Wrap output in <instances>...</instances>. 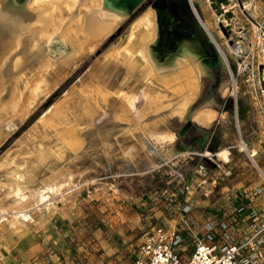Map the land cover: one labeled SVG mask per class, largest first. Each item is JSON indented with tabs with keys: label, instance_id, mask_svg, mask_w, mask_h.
<instances>
[{
	"label": "rangeland",
	"instance_id": "rangeland-1",
	"mask_svg": "<svg viewBox=\"0 0 264 264\" xmlns=\"http://www.w3.org/2000/svg\"><path fill=\"white\" fill-rule=\"evenodd\" d=\"M196 1L209 31L183 3L210 50L199 71L184 55L163 65L148 50L158 13L147 1L0 0V264H130L143 236L169 224L188 257L199 239L241 238L263 215L264 94L255 89L264 70L251 41L264 0L221 1L220 14L232 12L227 34L211 0ZM121 5L116 24L85 45ZM146 8L153 23L135 40L151 37L128 52L130 23ZM118 43L121 65L108 66ZM152 47L164 61L165 47ZM93 70L102 92L88 103L73 90L91 95L81 80ZM188 71L195 84L183 91ZM20 198L22 217L12 207Z\"/></svg>",
	"mask_w": 264,
	"mask_h": 264
},
{
	"label": "built area",
	"instance_id": "built-area-1",
	"mask_svg": "<svg viewBox=\"0 0 264 264\" xmlns=\"http://www.w3.org/2000/svg\"><path fill=\"white\" fill-rule=\"evenodd\" d=\"M251 45L257 68L261 65L264 70V24L257 28ZM255 91L264 94L262 82ZM175 174L184 181L182 170ZM180 241L175 225H156L137 244L130 264H264V213L251 219L241 238L221 243L199 239L188 257L183 256Z\"/></svg>",
	"mask_w": 264,
	"mask_h": 264
},
{
	"label": "bare ground",
	"instance_id": "bare-ground-1",
	"mask_svg": "<svg viewBox=\"0 0 264 264\" xmlns=\"http://www.w3.org/2000/svg\"><path fill=\"white\" fill-rule=\"evenodd\" d=\"M217 1H211V3H216ZM226 3V2H225ZM218 7L223 9L225 6L223 4V2L218 3ZM195 8L197 9L198 6L197 4H194L192 9L195 12ZM225 9V8H224ZM30 12V11H29ZM112 13V11H110ZM109 12V13H110ZM110 13V14H111ZM125 14L124 10H117L113 13V16L111 15L110 17L107 18V20H105L104 22H100L97 26H95L94 30L89 32L88 38L86 39V41L84 42L85 45H95L97 42L100 41V39L106 35V33L116 24V22ZM198 21L200 22L201 26L205 29L209 31V24L207 22V20L201 18L200 16L197 15ZM219 20L225 21L226 25L223 26L224 28V32L227 34L230 30V28H227L230 23L229 20L227 19V17L223 16L222 14L218 15ZM151 10L149 8L145 9L143 12L140 13V15H138L133 21L132 23H130V32L128 34V43L125 46L126 50L132 51L133 49H135L136 47H138V45L140 43H143V40H145V37L148 39L151 36L146 35L144 38L139 39V40H135L137 39V34L139 31H141V28L143 26H148L151 24ZM153 23V21H152ZM92 30V29H91ZM89 31V29H88ZM127 40V39H126ZM134 45H131L132 43H134ZM159 46H161L160 43L156 42ZM216 43V42H215ZM121 43H118V45L113 46L109 52L107 54H105L104 58H106V62H108V66L110 65H117L120 66L121 65V60L119 59V55L122 53V45H120ZM153 42H151L148 45V50L151 51V53L155 56V58L157 57V53L153 50L152 47ZM84 45V46H85ZM120 45V46H119ZM164 46L166 48V50L168 51L165 58L163 59L164 61H161L159 57L156 58V60L161 63V64H171L175 57L178 55H184L188 60L192 59L195 62L196 65V69L197 71H199L201 69V64H202V60L203 58L206 56V50L204 49L203 45H202V40L197 39L196 37L191 36L188 32L186 31H180L178 33L176 32H169V35L167 37V40L164 43ZM80 47V46H79ZM142 47V46H141ZM80 48H82V50H86L83 48V46H81ZM124 48V47H123ZM141 49V48H140ZM88 50V49H87ZM160 52V51H159ZM128 55V54H127ZM132 55V54H131ZM132 57V56H131ZM124 59V57H123ZM197 60V61H196ZM104 62V61H103ZM102 62V64H103ZM130 62V61H129ZM101 63V62H100ZM100 63L98 65H100ZM135 63V62H134ZM188 63V62H187ZM130 64V63H129ZM132 64V63H131ZM130 64V65H131ZM178 65V64H177ZM135 66V65H134ZM174 66V65H173ZM99 66L96 67V69H98ZM186 68V67H185ZM190 68V67H188ZM105 69V68H104ZM191 69V68H190ZM189 69V70H190ZM126 70V69H125ZM187 70V69H186ZM193 70V69H192ZM130 72V71H129ZM194 72V70H193ZM182 90L184 91H192V86H194V76L192 73L188 72H183L182 74ZM180 78V77H179ZM179 80V79H178ZM187 80V83H185V81ZM100 81L102 82V78L100 77V75H98L95 70H93L92 72L88 73L84 79L81 80L82 82V86L87 87H94V91L91 90L92 94L91 95H87V93L84 91V88L82 89H76L74 88L73 93L74 95L79 98V99H85L86 102L90 103L93 99V95H96L97 97H100L101 95V88H99L97 86V83H100ZM173 82V81H172ZM113 84V82H111ZM167 84V83H166ZM96 85V86H95ZM100 85V84H99ZM190 85V87H189ZM110 87V86H109ZM67 92V91H66ZM113 92V91H111ZM65 93V92H64ZM183 93V92H182ZM100 94V95H99ZM74 95H70V99L74 96ZM113 95V94H111ZM107 96V95H106ZM119 96H121L119 94ZM96 97V98H97ZM188 97V96H187ZM75 98V97H74ZM89 99V100H88ZM112 99V98H111ZM120 99V98H119ZM189 99V98H188ZM77 100V99H76ZM117 100V99H116ZM102 102V101H101ZM115 101H113L114 103ZM119 102V101H118ZM187 102V101H186ZM112 103V104H113ZM121 103V102H120ZM185 104V103H184ZM63 105V101H59L56 104H54L53 107V111L54 113L56 112V114L59 111L60 106ZM119 106V105H117ZM183 108V107H182ZM152 110V109H151ZM53 113V114H54ZM53 114L50 115V118H53ZM55 114V115H56ZM47 112L43 113L41 116H39L38 120L40 119L41 121L44 120V117H46ZM48 116V115H47ZM200 117V116H199ZM49 118V119H50ZM55 118V116H54ZM46 119H48L46 117ZM45 119V120H46ZM52 120V119H51ZM50 120V121H51ZM53 121V120H52ZM38 122V121H37ZM37 124V123H36ZM55 125V124H54ZM53 125V127H54ZM49 128V124L47 125ZM37 127V126H36ZM52 127V126H51ZM50 127V128H51ZM56 127V125H55ZM35 128V127H34ZM49 128V129H50ZM48 129V130H49ZM56 129V128H54ZM47 130V129H44ZM44 132V131H43ZM55 132V131H54ZM47 133V132H46ZM244 145H242V148L244 149L246 147L245 143L242 142ZM246 149V148H245ZM249 155L253 156L252 152L249 151ZM25 165V164H24ZM29 172V171H28ZM17 174V173H16ZM28 174V173H27ZM24 175V173H23ZM16 176V175H15ZM19 176V175H18ZM20 178V177H19ZM17 179V178H16ZM18 181V180H17ZM17 187V186H16ZM12 188V187H11ZM14 188V186H13ZM17 190H22V189H17ZM17 192V191H16ZM18 193V192H17ZM21 199V198H20ZM40 201V199H39ZM36 202V201H35ZM25 203H26V199H21L17 202H15L12 207L14 209L15 212L18 213V215H20L21 217L23 215H27L25 208ZM29 203V202H28ZM31 203V202H30ZM8 206V205H7ZM9 208V207H8ZM10 209V208H9ZM30 210V208H29ZM28 211V210H27Z\"/></svg>",
	"mask_w": 264,
	"mask_h": 264
},
{
	"label": "flooded vegetation",
	"instance_id": "flooded-vegetation-1",
	"mask_svg": "<svg viewBox=\"0 0 264 264\" xmlns=\"http://www.w3.org/2000/svg\"><path fill=\"white\" fill-rule=\"evenodd\" d=\"M119 1H120V4H123L127 7H133V6H136L140 3L145 4V2L147 1L145 6L152 5L153 7L156 8L157 13H158V20H159V21L157 20V34H158V36L152 42L156 41V42L161 44V46H159L157 44V46H158L157 48H161L162 46H164V43L167 40L169 32L178 33L180 31H186L191 36L196 37L199 40H202V45H203V47L207 53L204 58H207L210 55V50H209L204 38L199 33H197L196 30L194 28H192L191 24L189 23L190 22L189 20H191L190 19L191 17L189 16L188 7L183 3L184 0H119ZM190 2H191L190 3L191 9H192L194 4L199 5V3L197 1L190 0ZM120 9L123 10L122 5H121ZM192 12L194 13L196 18H197V15L201 16V14L199 12V8H197V9L195 8V12L192 9ZM155 18L157 19L156 15H155ZM197 20H198V18H197ZM210 36L212 37V42L215 43L216 41H215L214 37L211 34H210ZM163 65H165V64H163ZM201 66H202V64H201Z\"/></svg>",
	"mask_w": 264,
	"mask_h": 264
},
{
	"label": "water",
	"instance_id": "water-1",
	"mask_svg": "<svg viewBox=\"0 0 264 264\" xmlns=\"http://www.w3.org/2000/svg\"><path fill=\"white\" fill-rule=\"evenodd\" d=\"M211 1H217L216 3H211V5L217 11V13L220 14L223 9L218 7V3H220L221 1H224V0H211ZM226 15H227L226 17H230V16H232V12L229 11L228 13H226ZM227 28H229V26Z\"/></svg>",
	"mask_w": 264,
	"mask_h": 264
},
{
	"label": "crops",
	"instance_id": "crops-1",
	"mask_svg": "<svg viewBox=\"0 0 264 264\" xmlns=\"http://www.w3.org/2000/svg\"><path fill=\"white\" fill-rule=\"evenodd\" d=\"M194 1H196V0H194ZM197 6H199L198 4H197ZM199 8V7H198ZM201 18H203V19H205L204 17H201ZM206 20V19H205ZM208 22V21H207ZM209 24V23H208Z\"/></svg>",
	"mask_w": 264,
	"mask_h": 264
}]
</instances>
